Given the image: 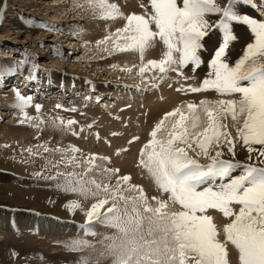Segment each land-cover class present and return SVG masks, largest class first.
Masks as SVG:
<instances>
[{"label": "snow or ice", "instance_id": "6c2138e0", "mask_svg": "<svg viewBox=\"0 0 264 264\" xmlns=\"http://www.w3.org/2000/svg\"><path fill=\"white\" fill-rule=\"evenodd\" d=\"M239 3L244 0H146L142 14L127 15L123 28L97 41L106 50L105 42L110 40L113 52H139L141 58L145 48L158 41L161 58L141 63L137 75L144 79L145 72L158 70L159 78L153 75L150 81L156 87L168 72L187 81L193 77L185 75L186 69L195 74L206 64L197 85L176 90L211 91L221 98L177 106L151 127L135 160L157 189L158 195L150 200L130 183L129 175L110 166L109 156L81 153L78 157L80 149L73 145L37 146L59 158L42 156L47 174L33 175L77 197L64 207L70 215L76 210L82 213L84 233L89 234L92 221L112 230L102 235L99 249L82 240L68 245L72 250L87 247L97 253L81 264H99L101 258L110 264H227L228 245L238 254V264H264V19L238 12ZM77 7H87L104 20L118 14L117 5L107 0H87ZM233 24L244 26L250 34L234 60L229 56L230 42L236 39ZM217 32L218 39L208 47ZM203 51L208 53L205 60ZM36 71L32 68L25 81L31 83ZM121 71L132 69L125 66ZM13 92L18 122L43 124L41 105L33 102L31 94L23 95L16 88ZM30 106L36 116L26 114ZM76 124L59 116L52 122L74 136L84 133L85 138L95 135L99 140L91 124L79 130L72 127ZM134 142H139L138 136L128 144ZM129 150L120 147L115 154ZM27 151L32 155L31 149ZM238 151L246 155L237 158ZM201 159L207 163H200ZM210 209L226 218L222 237L207 214ZM10 262L32 264L27 255L15 252Z\"/></svg>", "mask_w": 264, "mask_h": 264}, {"label": "rangeland", "instance_id": "374dc122", "mask_svg": "<svg viewBox=\"0 0 264 264\" xmlns=\"http://www.w3.org/2000/svg\"><path fill=\"white\" fill-rule=\"evenodd\" d=\"M113 1L124 10L126 17L130 14H142V4L146 3V0ZM252 1L256 2L257 7L260 6L262 12L256 13L247 3L237 4L236 10L258 20L264 19V6H261L264 0ZM86 3L87 0H0V9H5L6 6L5 10H0V162L9 164L13 169L0 170L2 175H6V179L0 180L6 187L23 189L34 195H45L67 203L77 197L58 190L52 181L27 175L37 171L47 174L43 171L42 156L53 160L59 158L44 153L43 148L37 147L38 145H46L49 148L73 145L80 149L78 157L81 153L107 155L111 157V167L116 166L115 158L126 160V154L134 153L131 168H135L138 181L142 182L145 177L149 180L150 188L145 192V196L150 200L152 196L158 195L157 189L150 178L136 166L135 160L138 149L146 142L151 127L166 111H171L177 106H185L189 102L199 104L202 99L214 100L221 97L211 91L186 93L176 90L182 85H197L206 71V64H202L195 74L190 69L185 70V75L193 77L187 81L178 80L174 72H168L171 79L164 86L162 93L158 94L159 99H152L151 103H148L146 97L149 98L148 95L153 94V87L150 83H145V80L150 82L151 77L143 74L142 79L137 75L141 54L133 51L113 52L110 40L105 42L106 50L105 44H97L105 35H112L123 26H114V20L101 19L87 7L78 9L77 5ZM230 27L236 37L230 42L229 52V56L234 60L242 47L249 42L250 34L244 26L233 24ZM218 37L217 32L211 37L208 47H211ZM155 43V59L159 60L162 56V45L158 41ZM207 55V51H203L202 60H205ZM113 65L116 67H112ZM125 66L132 71H121ZM32 68L38 71L33 73L35 79L29 83L24 78L29 76ZM156 87H159L158 83ZM13 88L23 95L30 93L33 102L41 105L39 117L43 124L37 122L29 126L27 123L18 122V110L10 108L12 100L15 99ZM166 91L174 96L171 101L173 105L169 109L160 105L161 108L157 110L156 106L165 100L163 95ZM9 96L13 98L11 101L7 98ZM72 108L77 111L68 110ZM153 109L155 110L152 111ZM25 111L29 116L37 115L34 107L30 106ZM150 114L152 116L149 118ZM58 116L65 120L74 119L77 124L72 127L77 130L81 126L91 124V132L98 134L99 140L95 135L87 138L84 133L74 136L71 130L62 131L61 128L53 127L52 122L56 121ZM228 123L230 124V118ZM228 131L232 135L235 134L231 127ZM133 136H138L139 142L129 145L128 141ZM114 144L116 147L112 146ZM120 147L130 150L116 155L115 151ZM28 149H31L32 155H29ZM102 150L107 154L99 153ZM244 155L246 153L237 152V158ZM200 163L207 161L201 159ZM15 169H22L26 173L14 172ZM15 204L20 206L19 203ZM24 206L28 210L24 215L32 216L35 223L38 220L61 221L63 225L69 226L68 229L72 233L68 234L69 230L61 227H58V231H61L58 232L59 235L41 231L38 227L22 228L19 232L2 231L0 264H11L10 257L13 252L19 253L20 257L27 255L32 264H40V259L46 257L45 264H81L82 261L96 258L97 253L87 247L72 250L68 245L74 240H82L99 249L98 242L102 235L111 234L112 231L103 224L92 221L89 234L86 235L83 220L75 218V215H81L79 210L66 216L67 214L58 213L53 205L27 202ZM207 214L211 216L218 235L222 237L226 218L211 209ZM39 254L45 258H39ZM226 260L227 264H238V254L230 245L226 248ZM99 264H110V261L101 258Z\"/></svg>", "mask_w": 264, "mask_h": 264}, {"label": "bare ground", "instance_id": "6f19581e", "mask_svg": "<svg viewBox=\"0 0 264 264\" xmlns=\"http://www.w3.org/2000/svg\"><path fill=\"white\" fill-rule=\"evenodd\" d=\"M107 2L114 3L113 0H107ZM244 3H247L249 6L255 5V7L251 6V8L253 10H255L256 13L262 12L260 10V6H258V7L256 6L257 4L255 1L244 0ZM261 6H264V1L261 3ZM75 8H77V7L75 6ZM125 18H126V14H125L124 10L122 8L118 7V14L116 15L115 19H112V20H114V22H113L114 26L115 25L116 26H124L125 20H126ZM156 50H157V48H156L155 42L152 43L150 46L146 47L144 50V53H143V57L141 58V63L146 64L149 60H154L156 58ZM145 75L148 78L149 77L152 78L153 75H155L157 78H159V76L161 74L158 72V70H151V72H149V71L145 72L144 76ZM170 79H171L170 76L166 73L165 79H163V80L158 79L157 80L159 87H153V94L148 95L149 98L146 97V100L148 101V103H151L152 99H159L158 94L162 93L161 91L164 89V86L166 85V83ZM5 80H4V82H5ZM0 83H2V82H0ZM163 92H165V91H163ZM5 93H7V92H5ZM163 96L165 97V100L163 102H161L158 106H156L157 110H159L161 108L160 105H162L163 107H167V109H169L173 105L171 101L174 100L173 99L174 96H172L167 91H166V94H164ZM11 97L10 96L7 97V98H9V101H11V99H13ZM0 99H2V98H0ZM15 102H16L15 99L12 100V102H11L10 108L12 110L15 109L13 107ZM8 107H9V105H8ZM154 110L155 109H153L152 111H154ZM150 116H152V114L149 115V118H150ZM201 118H202V120L204 119L203 116H201ZM112 146L116 147V144H114ZM99 153H101L103 155L107 154L104 150L99 151ZM133 154L134 153L126 154L127 155L126 160L125 159L124 160H120V159L117 160L115 158L114 163L116 166H114V167H119V168L122 167L120 169V174L121 175H124V174L129 175L131 177L130 183L133 185L139 186L145 194V192L150 188L148 185L149 180L145 177L144 178L145 180H143L142 182L138 181L135 168L134 169L131 168V164H132V160H133ZM0 170H10L11 171L13 169L9 164L0 162ZM14 172L21 173V174L26 173V172L22 171V169H15ZM33 174L34 173H27V175H29V176H31ZM0 179H6V175H4V174L2 175L0 173ZM2 183H3V181L0 180V233H2V231L7 232V233L19 232V230H21L22 228L25 229V228H29V227H33V228L38 227V229L41 231H46L47 233H56L58 235H59L58 232H61V231H58V227H61L67 231L69 230L68 229L69 226L63 225L62 224L63 222H61V221L38 220L35 223L32 220L33 219L32 216L24 215V214L28 213V210H26V208H25L26 206H24L25 204H27V202H32V203H39L40 202L41 204L47 205V206L53 205V207L55 208V210H57L58 213L67 214L66 216H69L67 209L64 207V205L66 204V201L62 200L59 202V201H56L53 198L45 196V195H34L33 193L27 192L23 189H21V190H18L17 188L12 189L10 187H6ZM22 201H24L25 203L24 202L22 203ZM15 203H19L20 206H18ZM79 213L81 215L77 214V215H75V218L82 221L83 215L81 212H79ZM3 228H5V229H3ZM53 230H56V231L53 232ZM67 231H62V233L67 232ZM67 233L71 234L72 231L69 230V232H67ZM38 257L39 258H45V256L43 257L41 254H39ZM46 261H47V257L45 259H42V260L40 259V262H41L40 264H45Z\"/></svg>", "mask_w": 264, "mask_h": 264}]
</instances>
